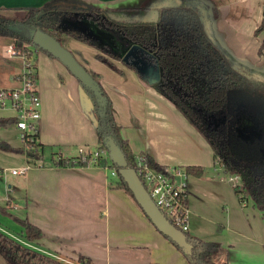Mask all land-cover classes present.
Segmentation results:
<instances>
[{"label":"crops","instance_id":"obj_1","mask_svg":"<svg viewBox=\"0 0 264 264\" xmlns=\"http://www.w3.org/2000/svg\"><path fill=\"white\" fill-rule=\"evenodd\" d=\"M49 1L54 0H0V9ZM77 1L104 8L134 7L145 0ZM207 1L217 9L215 31L226 47L237 58L264 67V45L261 54L256 49L264 30L254 31L263 18L262 0ZM61 37V43L82 66L98 74L119 134L131 152L145 153L162 166L202 169L199 175L188 173L186 180V232L218 243L211 253L215 264H264V213L250 198L237 199L231 175L215 162L203 135L135 69L116 62L120 72L115 71L96 57L98 51L89 43L65 34ZM31 55L41 104L37 142L43 144V156L32 160L23 153L0 149L4 181L0 204L5 211L36 225L42 235L32 245L59 259L60 255H81L91 264H189L182 251L155 228L129 191L113 184L111 168L93 162L55 163L60 156L79 158L78 147L91 150L98 146L93 105L78 79L59 59L41 49ZM5 59H0V87L15 86L20 60ZM7 117H14V110L0 106V118ZM0 139L13 147L24 146L14 122L0 125ZM12 166L25 170L12 173ZM8 174L11 176L5 180ZM0 228L8 233L21 230L7 214L0 215ZM0 264H5L1 257Z\"/></svg>","mask_w":264,"mask_h":264},{"label":"trees","instance_id":"obj_2","mask_svg":"<svg viewBox=\"0 0 264 264\" xmlns=\"http://www.w3.org/2000/svg\"><path fill=\"white\" fill-rule=\"evenodd\" d=\"M154 1L157 0H145L134 7L102 8L77 0H54L37 6L4 9L11 14L0 9V36L12 39L13 48L28 56L40 49L32 44L30 30L39 28L60 42L63 34L72 36L92 45L98 51L96 57L118 72L120 69L111 59L133 68L123 58L124 51L133 46L137 56L158 70L154 82H148L143 72L135 69L139 76L173 103L203 135L215 162L223 171L237 176L238 180L233 184L237 199L241 202L250 198L254 207L263 214L264 67L253 66L237 58L226 47L215 31L217 9L207 0H178L176 4H153ZM150 10L154 14L146 18ZM260 30H264V16L254 31ZM263 45L264 37L256 48L258 54L262 53ZM89 72L98 81V74ZM101 90L105 105L100 107L94 100L91 102L98 143L96 148L105 149L104 140L107 135L111 136L123 153L126 164L136 169V154L131 152L127 140L119 134L110 100ZM14 120L15 117L0 118V125ZM29 136L33 140L26 138L23 147H13L0 139V149L41 160L43 144L37 142V131ZM141 154L152 168L162 167L147 154ZM72 160L60 156L55 163L86 165L89 162L80 157ZM93 164L115 169L113 184L131 194L109 157L98 156ZM185 169L196 175L202 172L200 167ZM0 213L7 214L21 226L18 233H8L0 228V257L5 264H70L31 245L42 235L36 225L7 213L1 204ZM183 232L191 244L190 254L182 251L187 262L215 264L211 253L218 243ZM172 243L181 251L177 244ZM78 259L91 264L81 255Z\"/></svg>","mask_w":264,"mask_h":264},{"label":"built area","instance_id":"obj_3","mask_svg":"<svg viewBox=\"0 0 264 264\" xmlns=\"http://www.w3.org/2000/svg\"><path fill=\"white\" fill-rule=\"evenodd\" d=\"M5 51L12 58L20 60V71L16 75L17 85L0 87V106H10L14 110V125L18 137L22 143L25 139L33 138L29 134L37 131V123L40 118V98L36 88V71L31 56L18 52L9 44ZM80 158L95 162L98 156L108 157L105 149L93 148L88 150L77 148ZM135 171L148 192L149 197L155 203L163 215L182 231L187 230V184L188 172L184 167L177 165L152 168L145 160L143 154L135 155ZM25 170L12 168L10 172L22 174ZM111 174H116L111 168ZM234 183L238 178L229 176Z\"/></svg>","mask_w":264,"mask_h":264},{"label":"water","instance_id":"obj_4","mask_svg":"<svg viewBox=\"0 0 264 264\" xmlns=\"http://www.w3.org/2000/svg\"><path fill=\"white\" fill-rule=\"evenodd\" d=\"M261 15L264 16V2ZM29 34L32 44L35 47H39L47 54L59 59L66 69L78 79L83 92L86 93V90L89 91L88 95L91 99L88 100L90 102L94 100L100 107L105 105V98L98 81H96L92 74L82 66L72 52L65 48L57 38H53L39 28L30 30ZM133 49L134 47L132 46L124 51V60L131 64L137 71L143 72L147 77L148 82H154L158 73L157 68H154L153 65L145 62L139 55L137 56L136 53L133 52ZM104 145L110 161L118 169V173L124 183L128 186L133 199L138 203L147 218L150 219L158 231L177 244L181 248V251L185 254H190L191 244L187 240L186 233L171 224L160 209L157 208L155 203L149 197L148 192L140 181L135 169L126 164L125 157L114 139L107 135L104 140Z\"/></svg>","mask_w":264,"mask_h":264},{"label":"rangeland","instance_id":"obj_5","mask_svg":"<svg viewBox=\"0 0 264 264\" xmlns=\"http://www.w3.org/2000/svg\"><path fill=\"white\" fill-rule=\"evenodd\" d=\"M158 1V2H157ZM157 1H154L153 2V4H160L161 3V1H159V0H157ZM263 2H264V0H262V6H263ZM161 4H164V2H162ZM169 4V3H168ZM3 13H6V14H11V11H9V10H4V11H2ZM153 16V11H149L147 14H146V18H150V17H152ZM8 42H10V43H8ZM11 42H13V40L12 39H10L9 37H3V36H0V59H1V61H5L6 59H5V57L6 56H9V57H11L10 55H8V53L5 51V48L9 45V44H11V45H13ZM104 55V54H103ZM5 59V60H4ZM112 60V62L115 64L116 62L117 63H120V61H118V60H115V59H111ZM12 165H14L15 166V164H12ZM14 166H12V168H15ZM11 175H5V180L6 179H8L9 177H10ZM2 177V174H1V172H0V191H2V186H3V178H1ZM2 201V198L0 199V202ZM1 215V214H0ZM24 242V241H23ZM25 243V242H24ZM32 243V242H31ZM29 244V243H28ZM32 245V244H31ZM62 257V258H61ZM60 258L62 259V260H64V261H66L67 263H70V264H84V263H82V262H80L79 261V259H78V256L77 257H74V258H66V257H64V256H62V255H60Z\"/></svg>","mask_w":264,"mask_h":264}]
</instances>
